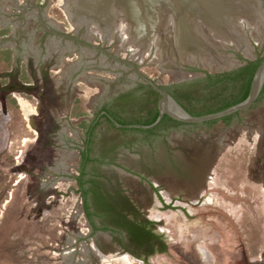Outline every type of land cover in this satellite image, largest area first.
Instances as JSON below:
<instances>
[{
    "label": "rangeland",
    "instance_id": "374dc122",
    "mask_svg": "<svg viewBox=\"0 0 264 264\" xmlns=\"http://www.w3.org/2000/svg\"><path fill=\"white\" fill-rule=\"evenodd\" d=\"M71 1L0 0V264H143L90 232L74 180L83 122L114 104L138 111L142 94L130 91L144 81L118 59L167 86L264 58V0L208 13L184 0L176 33L171 0H113L109 20L72 19ZM93 134L90 156L109 162L94 167L97 181L168 237L147 264H264V101L228 123L146 136L101 118Z\"/></svg>",
    "mask_w": 264,
    "mask_h": 264
},
{
    "label": "trees",
    "instance_id": "16d2710c",
    "mask_svg": "<svg viewBox=\"0 0 264 264\" xmlns=\"http://www.w3.org/2000/svg\"><path fill=\"white\" fill-rule=\"evenodd\" d=\"M262 59L263 57H257L255 60H245L244 65L230 71L203 72L201 77L169 85L164 89L169 90L176 102L192 116L215 113L238 104L247 97L252 77ZM191 71L196 72L197 70L191 69ZM135 90H141L147 94V106H139L137 112H129L125 117L112 109V106L109 107L101 116L106 119L112 129L155 136L159 131L183 125V123L163 115L155 125L151 126L159 115L157 107L159 94L145 83L139 84L130 91V94ZM262 101H264V83L253 106ZM70 114L77 118L85 115L83 112H77L74 107ZM237 114L226 116L221 121L228 123ZM217 121L213 120L205 124L210 125ZM115 123L121 126L117 127ZM98 124V119L93 123L83 122L87 145L80 153V167L74 178L77 191L82 199L85 219L89 223L92 233L102 231L110 234L112 240L124 252L142 261L143 264H147L154 255L167 253L168 237L157 228L156 221L143 217L140 211L121 193L111 194L101 182H98L99 180L97 181L94 167L109 163L103 158L90 156L89 145L94 139L93 133ZM137 126L151 127L143 129ZM160 201L164 203L162 200ZM170 206V204L165 205V208H170Z\"/></svg>",
    "mask_w": 264,
    "mask_h": 264
},
{
    "label": "water",
    "instance_id": "95a60500",
    "mask_svg": "<svg viewBox=\"0 0 264 264\" xmlns=\"http://www.w3.org/2000/svg\"><path fill=\"white\" fill-rule=\"evenodd\" d=\"M80 1L81 0H72L71 1L72 5L69 7V10L66 9L68 17L74 19L76 16H79V15H81V16L84 15V17H86V18H88V16H90V17L103 16L107 20H109V17H113V18L115 17V15L113 14L115 11L113 0H85V4L83 2H80ZM164 1L166 2L167 0H161V2H160V0H158V4L160 3V5H161V3H162L164 5L165 4ZM190 1L194 2V3L195 2L203 3L200 0H190ZM216 2H218V0H211V1L206 0V3H205L206 6L205 7L203 6L204 11H206L208 13V11L210 10V8L208 7V4L209 3L215 4ZM169 4H171V6L167 5L168 6L167 11L169 12V14L175 15L173 17V18H175L174 19L175 23L173 24V27L175 29H173L174 32L172 31L171 33H176V29L179 28L181 21L183 20V23H184V21H186V18L190 17V14H187V17L185 16L186 18L183 15L184 12L187 13L184 0H171V2H169ZM97 9H101V11L102 10L103 11L99 12V11H97ZM141 10H142V8H141ZM142 11H144V12L147 11L146 6L143 8ZM94 20L99 21L100 19L99 20L94 19ZM179 20H180V22H179ZM184 26H185V24H184ZM188 33H191V32H188ZM189 39H187L188 45L193 46L191 44L192 43L191 39L190 40ZM88 46H91V45L88 44ZM118 61L129 65L134 70V72L144 81L145 84L149 85L155 92H157L161 96V99L158 103L159 115H158L156 122L154 124H152L151 126L155 125L162 118L163 115H167L169 118H171L177 122L183 123V124H203V123L210 122L213 120H221L222 118H224L226 116L249 110L253 106V104L255 103V101H256V99H257V97L261 91V88L263 86V83H264V58H263L262 61L260 62V64L258 65L257 69L254 72V75H253L251 83H250L248 95L243 101H241L238 104L232 105L228 108H225L221 111L215 112V113H210V114L201 115V116H192L185 109H183L158 84H155L153 81H151L148 78H146L145 76H143L138 71V69L134 66V64L132 62H130L129 60H121V59H118ZM115 125L117 127L121 126V125H118L117 123H115ZM151 126H137V127L145 129V128L151 127Z\"/></svg>",
    "mask_w": 264,
    "mask_h": 264
},
{
    "label": "flooded vegetation",
    "instance_id": "af4514ba",
    "mask_svg": "<svg viewBox=\"0 0 264 264\" xmlns=\"http://www.w3.org/2000/svg\"><path fill=\"white\" fill-rule=\"evenodd\" d=\"M206 3V0H204L203 1V4H205ZM98 48V47H97ZM102 50V49H101ZM184 55V54H183ZM183 55L181 54V56H180V59L183 61V59H182V57H183ZM109 57H112L111 55H109ZM113 58V57H112ZM123 63V62H122ZM125 64V63H124ZM135 66V65H134ZM136 67V66H135ZM131 68V67H130ZM132 69V68H131ZM133 70V69H132ZM133 72H134V70H133ZM135 73V72H134ZM136 74V73H135ZM137 75V74H136ZM138 76V75H137ZM139 77V76H138ZM140 78V77H139ZM196 79V78H195ZM193 80V79H192ZM189 81V80H188ZM182 82H187V81H181V82H175V83H171V84H168L167 86H169V85H174V84H178V83H182ZM139 84H135V86L132 88V90L133 89H135L137 86H138ZM160 86V85H159ZM167 86H160L162 89H164L165 87H167ZM172 98H173V96H172V94L170 93V91L169 90H166V89H164ZM138 91H140V92H138ZM141 93L142 95L140 96V97H133L132 98V103L134 102V103H138L140 106H142V107H145V106H147V100H148V96H147V94L144 92V91H141V90H135V91H132L131 92V96H135V94L136 93ZM133 94V95H132ZM160 99H161V96L159 95V97H158V101H157V107H158V103H159V101H160ZM174 99V98H173ZM175 100V99H174ZM176 101V100H175ZM131 103V104H132ZM133 103V104H134ZM180 105V104H179ZM112 106V109H114V110H116L117 112H120V111H124L123 113H125L126 114V109H124L123 108V110H120V108L118 107V106H115V104L114 105H111ZM111 106H107V107H105V108H103L102 110H100V113L102 112V113H104L105 112V110H108L109 109V107H111ZM115 106V107H114ZM149 106H151L150 104H149ZM181 106V105H180ZM72 108L73 107H71V110H72ZM183 108V107H182ZM184 109V108H183ZM71 110H70V112H71ZM101 113V114H102ZM120 113H122V112H120ZM100 114V115H101ZM121 115V114H120ZM97 119V116L96 117H94V120L93 121H95ZM103 119H105V118H103ZM106 120V119H105ZM93 121H92V123H93ZM108 123V122H107ZM98 126V125H97ZM92 128H93V130H94V125L92 124ZM96 129V128H95ZM94 136V135H93ZM87 140V137L85 138V141ZM85 145H87L86 144V142H85ZM85 149V146H84V148L81 150V151H83ZM80 153L81 152H79V161H78V170H79V167H80ZM33 165H37L36 163L39 161L38 159H37V157H34L33 158ZM78 170H77V174H78ZM77 176V175H76ZM75 178V177H74ZM75 184H76V182H75ZM111 194H113V193H111ZM79 195H80V193H79ZM122 195V194H121ZM122 196H124V195H122ZM124 197H126V196H124ZM81 198V197H80ZM127 198V197H126ZM128 199V198H127ZM129 200V199H128ZM130 201V200H129ZM131 202V201H130ZM81 203H82V199H81ZM132 203V202H131ZM133 204V203H132ZM134 205V204H133ZM88 223V222H87ZM88 225H89V223H88ZM89 227H90V225H89ZM90 232H91V234L92 235H94L95 233H99V232H102V231H96L95 233H92V229H91V227H90ZM106 233V232H105ZM108 234V233H107ZM110 235V234H109ZM111 236V235H110ZM112 238V237H111ZM115 244H117L116 242H114ZM117 246L123 251V249L117 244ZM124 252V251H123ZM154 256H156V255H154ZM152 258V257H151Z\"/></svg>",
    "mask_w": 264,
    "mask_h": 264
},
{
    "label": "crops",
    "instance_id": "0c3cea01",
    "mask_svg": "<svg viewBox=\"0 0 264 264\" xmlns=\"http://www.w3.org/2000/svg\"><path fill=\"white\" fill-rule=\"evenodd\" d=\"M219 2H224V0H218ZM231 2H235V0H231ZM43 27L45 28V30L47 31V32H50V33H52V32H54V33H56V31H51L49 28H47L45 25H43ZM102 113V112H101ZM101 113H99V114H97V119H98V123H99V121H100V119L102 118V116L101 115H103V113L101 114ZM101 114V115H100ZM83 117V116H82ZM96 119V120H97Z\"/></svg>",
    "mask_w": 264,
    "mask_h": 264
},
{
    "label": "bare ground",
    "instance_id": "6f19581e",
    "mask_svg": "<svg viewBox=\"0 0 264 264\" xmlns=\"http://www.w3.org/2000/svg\"><path fill=\"white\" fill-rule=\"evenodd\" d=\"M203 1H204V0H203ZM203 1H202V2H203ZM132 3H134V2H132ZM133 5H134V4H133ZM133 5H132V6H133ZM135 6H136V5H135ZM159 17H160V16H159ZM202 52H203V51H202Z\"/></svg>",
    "mask_w": 264,
    "mask_h": 264
}]
</instances>
